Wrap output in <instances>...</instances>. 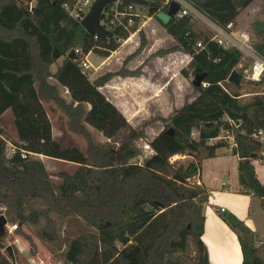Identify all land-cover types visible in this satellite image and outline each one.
<instances>
[{
  "label": "trees",
  "instance_id": "16d2710c",
  "mask_svg": "<svg viewBox=\"0 0 264 264\" xmlns=\"http://www.w3.org/2000/svg\"><path fill=\"white\" fill-rule=\"evenodd\" d=\"M34 1L30 9L20 0H0V117L7 110L12 112L17 135L16 140L11 139L0 129V207L6 209L7 223L10 220L17 226L14 234L33 246L20 229L42 222L39 237L53 243L58 240L53 216L78 218L91 232L70 241L64 264H186L183 258L191 250L195 264H209L201 240L208 191L192 180L200 173L201 163L215 158L216 151L224 147L221 142L211 145L209 141L227 127L225 119L240 121L235 131L237 149L232 153L239 160L240 193L260 200L264 214V185L250 163L259 150L250 135L264 130V84L246 82V87L255 91L243 99L240 92L244 86L227 82L232 71L241 74L242 54L212 42L211 34L196 27L192 16L172 18L162 25L175 43L171 51L189 55L191 75L204 76L206 86L194 87L196 97L175 111L166 120L167 126L150 141L154 155L137 165L134 144L143 140L144 132L134 130L100 92L114 75L91 82L79 67V57L67 58L75 49L107 58L129 34L113 32L95 41L77 21L67 17L59 1ZM187 1L211 23L226 29L229 24L234 26L240 12L255 0ZM146 8L148 16L156 20L159 12L166 11L157 3ZM253 31L257 37L253 49L264 59V23H255ZM198 43L203 46L200 50L196 49ZM144 46L142 39L135 54ZM60 59L61 66L51 75L50 67ZM51 76L67 90L70 104L57 96L55 86L48 82ZM138 76L139 72L122 75ZM45 100L55 102L69 119V130L86 140L85 153L77 148L62 149L52 138ZM85 126L109 143L96 146ZM170 129L173 135L168 133ZM7 142L15 149L9 158ZM22 151L30 154L25 160L20 157ZM32 156L72 163L77 169L56 183L42 162ZM175 156L191 160L170 164L169 159ZM35 202L39 208H27ZM231 230L240 245L241 264H264V239L259 241L242 222ZM13 256L16 262L14 251ZM0 264L14 263L0 252Z\"/></svg>",
  "mask_w": 264,
  "mask_h": 264
},
{
  "label": "rangeland",
  "instance_id": "374dc122",
  "mask_svg": "<svg viewBox=\"0 0 264 264\" xmlns=\"http://www.w3.org/2000/svg\"><path fill=\"white\" fill-rule=\"evenodd\" d=\"M20 1L28 6L35 5L34 0ZM147 1H153L152 3L160 5L164 3V0ZM189 6L191 11L195 10L190 4ZM138 9L144 10L143 6H139ZM193 21L196 27L212 36L210 21L201 13L196 16L193 15ZM255 23H264V2L262 0H255L248 8L242 10L232 30L236 33L248 35L252 49L257 42V37L253 31ZM136 28L137 30L132 35V41L127 44H125L126 42L121 43L119 48L111 53L109 57L104 58L92 52L87 57L90 68L85 70V75L91 82L109 74L114 75L100 88V91L108 100H114L121 107L127 122L134 130H142L144 132L143 140L134 144L139 155L144 146L167 126L166 120L172 117L174 112L179 110L185 102H191L196 97V93L192 86L194 77L188 68L190 62L189 56L180 51H171L175 43L166 34L162 25L155 18L150 19L149 17V19L145 18L142 27L138 26ZM142 39L145 40V46L135 54ZM250 62L251 59L243 58L238 69L248 67ZM60 66L59 64H54L50 67L51 75H54ZM181 71L186 72L188 76H183ZM126 72H139V76L122 77ZM119 74L122 75L119 76ZM48 82L55 86L59 98L64 100L66 104L71 103L67 91L63 87L58 86L52 76L48 79ZM241 84L244 86V89L240 93L243 94V99H248L254 94L252 92L255 90L251 86L246 87V81L244 80H241ZM259 91L261 92V90ZM43 104L53 129L54 140L60 147L62 149L77 148L85 153L87 150L86 140L69 130V119L58 105L50 100L43 101ZM84 109L88 110V106L85 105ZM8 119L4 116L0 120V129L11 139L16 140L17 135L14 124ZM85 127L89 131L92 143L96 146L109 143L100 133L91 127ZM192 137L197 139V133L193 132ZM12 148L13 146L10 142H7L5 149L7 157L13 155ZM216 154L222 155L228 153H226V149L223 147L218 149ZM32 158L42 162L46 172L56 183L61 182L62 175H70L77 169L73 164L60 163L54 159L43 160V162L39 157ZM136 159L133 161H136ZM190 160L188 156H175L172 163H187ZM39 207V203L35 202L29 204L27 208ZM53 220L57 224L58 240L56 242H46L39 237L40 230L43 227V223L40 222L37 226L25 225L20 229L21 232L30 237L33 246L24 237L16 233L2 237L1 243L5 247H12L16 262H14V259L11 260L4 251L0 252L4 257H7L9 262L14 264H64L65 252L70 241L76 239L81 234H87L91 231L78 218L62 219L53 216ZM9 224L12 225L10 220ZM15 238H19L22 241L21 243L25 247L23 252L12 246ZM193 259L194 254L192 250L183 258L186 264H195Z\"/></svg>",
  "mask_w": 264,
  "mask_h": 264
},
{
  "label": "built area",
  "instance_id": "2783aa9c",
  "mask_svg": "<svg viewBox=\"0 0 264 264\" xmlns=\"http://www.w3.org/2000/svg\"><path fill=\"white\" fill-rule=\"evenodd\" d=\"M59 1L61 9L67 15L68 18L80 22L88 15L91 10L93 3L96 0H56ZM147 1V0H145ZM149 2V1H148ZM153 1L149 2L152 3ZM175 2L179 5L180 10L173 17L174 19H181L187 15L193 17V15L199 14L197 11H191L189 9V4L187 0H164L162 3L163 7H166V11L169 8V5ZM34 6V5H33ZM29 5L31 9L33 7ZM139 6L133 4H127L120 0H115L112 4H110L104 11L103 17L100 20L99 24L101 27L105 29L108 33L111 34L113 32H125L129 34V38L133 35L131 33V29L134 27H142L145 18L149 19L148 10L146 7H143L144 10L138 9ZM163 12V13H166ZM161 13V12H159ZM154 18V17H150ZM210 29L212 32L211 41L216 43L223 49H235L239 51L243 58L251 59V62L248 67L242 69L241 77L242 80L246 82H254L264 84V59L257 55L255 51L252 49L250 44L249 36L243 33L233 32V25L229 24L226 29H221L210 22ZM137 30V28H136ZM94 40L97 41L100 37L93 36ZM128 38V39H129ZM120 43H125L126 41H119ZM203 46L201 43L196 45V49L200 50ZM75 57H79V67L81 71L85 74V70H88L89 63L87 57L92 54V51L87 54H83L81 49L73 50ZM189 56V55H188ZM190 60L191 57L189 56ZM202 86H206L205 83H202ZM261 95H264L262 93ZM225 123L227 125L226 128L222 129L218 135V137L211 139L209 144H215L217 142H221L226 149V153L231 154L234 150L237 149V144L235 141V131L239 129L241 126L240 121H234L232 119L226 118ZM250 139L259 146V150L250 158V163L253 168H262L264 169V130H255L251 133ZM12 153L14 155L15 149L12 148ZM154 155L153 150L150 147V142L144 146L142 152L137 155L136 161H134L137 165H142L146 160L150 159ZM30 154L22 151L20 153V157L22 159H27ZM236 156V155H235ZM36 157V156H32ZM9 158V157H8ZM173 157L169 159L170 164L172 163ZM223 213V210H220ZM6 209L0 207V218L3 217L5 219ZM6 220V219H5ZM16 225H10L9 223L5 226V234L13 235L16 231ZM260 244V243H259Z\"/></svg>",
  "mask_w": 264,
  "mask_h": 264
},
{
  "label": "crops",
  "instance_id": "0c3cea01",
  "mask_svg": "<svg viewBox=\"0 0 264 264\" xmlns=\"http://www.w3.org/2000/svg\"><path fill=\"white\" fill-rule=\"evenodd\" d=\"M62 61L60 59L55 64L60 66ZM108 101L125 117L121 107L114 100ZM4 116L7 119L9 118L14 124V118L10 110H7L0 117V120ZM52 138L54 139L53 129ZM39 158L42 161L53 160L43 156ZM238 161V157L234 155L216 154L215 158L201 163L200 173L192 180L194 184L203 185L208 191V200L202 211L204 229L201 240L207 249L209 264H241L242 262V254L237 237L222 218L225 213L233 215L242 222L254 233L259 241L264 239V214L260 208V200L240 193L237 180ZM59 162L66 164L63 161ZM73 165L77 167V165ZM254 171L257 180L264 185V169L254 168ZM221 209L223 213L220 212ZM21 242L19 238H15L12 246L23 252L25 247Z\"/></svg>",
  "mask_w": 264,
  "mask_h": 264
},
{
  "label": "water",
  "instance_id": "95a60500",
  "mask_svg": "<svg viewBox=\"0 0 264 264\" xmlns=\"http://www.w3.org/2000/svg\"><path fill=\"white\" fill-rule=\"evenodd\" d=\"M120 1L127 3V4H133L136 6H143V7H147L150 5V3L145 0H120ZM113 2H115V0H96L93 3L88 15L80 22V26L87 34L91 36H98L101 38H107L111 36L110 33L105 31V29L100 26L99 22L103 17V11ZM179 10H180L179 5L175 2H172L169 5V8L166 11V13L161 12L157 15L156 17L157 21L161 23V25H166L178 13ZM67 58H69L70 60H75L76 57L74 55V52L70 51L69 54L67 55ZM203 80H204V76H195L192 82V86L199 88L202 85ZM241 80H242L241 75L237 71H232L230 76L227 79V82L232 85L238 86L240 85ZM168 133L170 135H173L171 129L168 131ZM222 218L227 222V224L229 225L231 229H235L240 224V221L231 214L225 213L222 215ZM6 224H7V221L3 217H1L0 218V240L5 235ZM0 251H4L11 260L14 259L13 249L11 246L5 247L0 242Z\"/></svg>",
  "mask_w": 264,
  "mask_h": 264
},
{
  "label": "bare ground",
  "instance_id": "6f19581e",
  "mask_svg": "<svg viewBox=\"0 0 264 264\" xmlns=\"http://www.w3.org/2000/svg\"><path fill=\"white\" fill-rule=\"evenodd\" d=\"M132 38H133V36H131V38H129V39L126 41V43H128ZM126 43H125V44H126Z\"/></svg>",
  "mask_w": 264,
  "mask_h": 264
}]
</instances>
